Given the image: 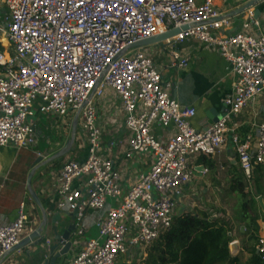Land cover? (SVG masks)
<instances>
[{
  "label": "built area",
  "instance_id": "2783aa9c",
  "mask_svg": "<svg viewBox=\"0 0 264 264\" xmlns=\"http://www.w3.org/2000/svg\"><path fill=\"white\" fill-rule=\"evenodd\" d=\"M215 0H0L6 9L0 42V147L30 150L36 128L29 123L36 107L44 117L81 122L88 150L84 162L67 160L60 173L57 209L76 218L71 235L82 249L70 264H117L128 247L147 249L168 232L176 215V197L193 181L191 160L213 157L232 135L242 171L248 180L264 165V123L257 139L243 140L229 125L264 95V35L222 33L231 18H222ZM254 23V13L250 15ZM165 41L186 40L219 51L231 66L233 94L225 114L204 131L190 120L193 108L173 97L154 60L138 44L181 30ZM173 55L171 69L187 65ZM114 90L124 114L128 145L123 157L132 162L152 155V166L125 192L116 161L102 155L103 132L94 100ZM237 128V127H235ZM155 129L169 130L167 142ZM26 205L13 223L0 228V264L21 243L27 229ZM90 211L105 212L98 237L83 243ZM49 248L51 245L47 243ZM64 245V244H61ZM257 252L264 260V238Z\"/></svg>",
  "mask_w": 264,
  "mask_h": 264
},
{
  "label": "crops",
  "instance_id": "0c3cea01",
  "mask_svg": "<svg viewBox=\"0 0 264 264\" xmlns=\"http://www.w3.org/2000/svg\"><path fill=\"white\" fill-rule=\"evenodd\" d=\"M249 2L251 0H215L214 4L222 18H226ZM253 13L254 23H251L250 15ZM5 16L6 9L0 4L1 24H4ZM229 22L230 26L222 29V33L228 37L244 33L254 36L264 35V2L242 15L231 18ZM0 42L3 48L9 49L10 44L3 31L0 33ZM141 49L154 60L162 72L164 81L173 86L172 95L178 103L195 109L196 115L190 120L195 130H206L225 114V102L233 94L234 78L231 66L222 58L218 50L194 39L173 46L167 45L166 42L154 43ZM173 55L178 56L180 61H186L187 65L171 69ZM94 104L97 122L103 132L101 153L116 161L126 192L152 166L153 156L142 155L132 162L124 160L123 152L128 145L129 136L124 128L121 102L114 90L108 89L102 98L94 100ZM35 112V118L30 119L29 116V123L36 128L37 144L30 150H18L14 146L0 147V228L16 221L20 206L25 204L27 229L21 243L31 238L35 232L42 230L40 236L28 245L9 253L4 264H70L82 249L81 241L74 244L65 256H61L65 245L59 246L54 252L51 251L56 244L55 231L64 235L74 223L70 214L66 212H62L60 222L55 220L60 213L57 204L62 200L59 193L60 173L67 160L84 162L88 150L84 143L81 122H78L75 114L70 115L69 124L59 128V122L66 120L44 117L38 112L37 107ZM76 119L77 132L81 131L83 140L80 142V147L73 148L78 139L76 133L74 145L62 155L71 140L73 123ZM262 123H264V95L258 97L251 108L234 118L229 127L236 129L243 140L248 137L256 140L257 127ZM67 126L70 128L66 129ZM53 131H58L59 135L55 141H52ZM155 134L161 141L167 142L170 131L155 129ZM231 137L229 133L225 146L215 156L210 157L215 164L214 168L203 163L201 156L191 160L193 181L175 198L176 215L180 217L187 214L193 216L204 214L210 220L226 222L231 229L230 236L233 242L239 245L238 256L243 263H246L251 258L249 251L256 246L251 240L252 237L255 235L258 239L264 238V196L260 195L256 199L254 212L242 211L244 200L236 190L234 182L243 177L247 184L245 192L252 196H255V193L251 179L248 180L242 172ZM255 176L259 177L260 174ZM31 177V188L38 196L41 206L37 205L30 196L28 183ZM105 216V212L90 211L87 214L84 222V244L93 239L89 237L98 235L97 223ZM256 217L258 232L252 223ZM47 243L51 245L49 248ZM55 258L56 263H50ZM146 258L147 253L142 249L128 247L117 264H145Z\"/></svg>",
  "mask_w": 264,
  "mask_h": 264
},
{
  "label": "trees",
  "instance_id": "16d2710c",
  "mask_svg": "<svg viewBox=\"0 0 264 264\" xmlns=\"http://www.w3.org/2000/svg\"><path fill=\"white\" fill-rule=\"evenodd\" d=\"M201 161L210 168H214L211 158L201 156ZM251 174V183L255 196L245 192L247 184L243 177L234 182L235 188L240 192L244 203L243 211L254 212L257 204L256 199L264 196V165L254 167ZM256 174H260L256 177ZM255 176V178H254ZM251 198V201H249ZM256 220H252L256 231ZM231 229L224 221H213L207 215H182L175 217L172 228L161 235L147 249L145 264H264L262 256L257 252L259 239L252 237L254 245L251 248V258L243 263L240 256H232L230 245L233 238L230 236Z\"/></svg>",
  "mask_w": 264,
  "mask_h": 264
},
{
  "label": "water",
  "instance_id": "95a60500",
  "mask_svg": "<svg viewBox=\"0 0 264 264\" xmlns=\"http://www.w3.org/2000/svg\"><path fill=\"white\" fill-rule=\"evenodd\" d=\"M264 0H251V2L247 3L244 7H242L240 10H238L237 12H235L234 14H231L228 18H233L235 16H238V15H242L248 11H250L251 9H253L254 7L258 6L259 4L263 3ZM188 28H183L181 30H172L170 31L169 33L163 35V36H158V37H155V38H152L150 40H147V41H144L140 44L137 45V47H146V46H149L150 44H156V43H163L173 37H175L176 35H178L181 31H185L187 30ZM76 133H77V119L76 121L73 123V129H72V137H71V140L69 142V144L67 145L66 149L63 151L62 155L63 154H66L67 151L69 150V148L74 145V142H75V137H76ZM31 179L32 177L30 178V181L28 183V187H29V193H30V196L32 198V200L39 206H41L40 202H39V198L38 196L36 195V193L32 190L31 188ZM72 220L74 221L75 218H76V212L73 213V214H70L69 215ZM60 219H61V213H59V215L56 216L55 220L60 222ZM46 225V222L44 224V226ZM42 230V229H41ZM40 230V231H41ZM75 230V226H70V228H68L67 232L64 233V235H60L58 234L57 230L55 231L56 232V244L55 246L52 247V252L56 251L59 246H61V244H64L65 247L63 248V250L61 251V256H65L67 255L71 248L73 247V240L71 238V235L72 233L74 232ZM40 231L39 232H35V234H33V236H31V238H29L28 240L24 241L23 243H20V245L18 247H16L14 249L17 250L25 245H28L30 242H32L33 240H35V238H38L40 236ZM239 245L237 242H233L231 245H230V251H231V255L232 256H237L238 253H239ZM57 259H52L50 263H56ZM48 264V263H47Z\"/></svg>",
  "mask_w": 264,
  "mask_h": 264
},
{
  "label": "rangeland",
  "instance_id": "374dc122",
  "mask_svg": "<svg viewBox=\"0 0 264 264\" xmlns=\"http://www.w3.org/2000/svg\"><path fill=\"white\" fill-rule=\"evenodd\" d=\"M35 116H36V112H35V109L34 110H32L31 112H30V119H32V118H35ZM66 124H69V122H68V120H66V121H64V122H59V128L61 127V126H66ZM58 128V129H59ZM70 128V126H67V128L66 129H69ZM81 129H82V127H81ZM60 132H61V130H60ZM70 134H71V132H70ZM58 131H53L52 132V141H55L56 140V138H58ZM77 137H78V139H77V143L75 144V146L73 147V148H75L76 146L78 147H80V142L83 140V137H82V135H81V131L79 130L78 132H77ZM75 153V152H74ZM242 208V211H243V207H241ZM98 237V235L96 236V237H89V238H93V239H96ZM93 239H90V240H93Z\"/></svg>",
  "mask_w": 264,
  "mask_h": 264
},
{
  "label": "bare ground",
  "instance_id": "6f19581e",
  "mask_svg": "<svg viewBox=\"0 0 264 264\" xmlns=\"http://www.w3.org/2000/svg\"><path fill=\"white\" fill-rule=\"evenodd\" d=\"M239 162V161H238ZM243 172V171H242Z\"/></svg>",
  "mask_w": 264,
  "mask_h": 264
}]
</instances>
